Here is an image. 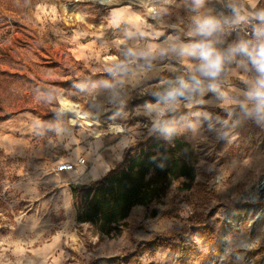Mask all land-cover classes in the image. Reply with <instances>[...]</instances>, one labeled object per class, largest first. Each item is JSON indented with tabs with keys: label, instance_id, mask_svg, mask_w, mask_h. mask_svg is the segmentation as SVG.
<instances>
[{
	"label": "rangeland",
	"instance_id": "1",
	"mask_svg": "<svg viewBox=\"0 0 264 264\" xmlns=\"http://www.w3.org/2000/svg\"><path fill=\"white\" fill-rule=\"evenodd\" d=\"M126 10L144 21L146 35L117 26ZM219 12L193 0H0V264H264V191L257 194L264 134L243 137L238 121L197 100L188 74L158 78L157 61L129 49L133 32L144 42L194 34L210 42L213 33H197L195 19ZM77 33L86 44L100 39L99 59L74 58ZM143 68H151L149 84L125 83ZM66 101L103 127L72 125L61 115ZM147 106L161 113L146 115ZM115 123L125 132L109 133ZM80 129L129 139L124 160L179 141L180 153L192 154L195 179L174 181L160 201L135 207L118 231L103 235L80 221L95 195L84 187L93 182L71 179L75 166L56 173L74 165L61 131Z\"/></svg>",
	"mask_w": 264,
	"mask_h": 264
},
{
	"label": "crops",
	"instance_id": "2",
	"mask_svg": "<svg viewBox=\"0 0 264 264\" xmlns=\"http://www.w3.org/2000/svg\"><path fill=\"white\" fill-rule=\"evenodd\" d=\"M230 7L239 9L238 15L244 19H257V14L264 10V0L204 1L205 11L213 9L224 11ZM118 14L115 17L117 26L124 22L131 31H140L142 35H146L142 19L127 10ZM129 37V49L134 56L154 58L157 61L155 72L158 78L159 76L164 77L166 72H173L179 78L183 76V72L188 74V77L198 84L197 100L204 103L210 113L223 114L227 120L235 119L242 125L240 132L243 137H247L246 133L250 131V136H253L254 133L259 141L260 136L264 134V102H261V98L256 95V92L258 79L262 74L256 66L251 65L242 51L231 44L212 46L216 54L223 57V63L218 74L211 76L204 75L201 71L202 60L199 56L181 54L182 48L200 43L197 41L196 34L188 41L173 36L160 43L144 42L145 40L142 41L136 36V32L131 33ZM84 38L81 33L75 34L72 50L74 58L83 63L99 59L100 39L92 37L89 40L90 43L86 44ZM148 70L150 71L151 68H143L138 71L132 69V72L127 74L125 83L132 86L149 84L151 81ZM143 111L146 115L159 114L161 108L147 106ZM207 113L209 112L207 111ZM81 126L86 127L85 125ZM60 138L63 143H66L67 148L74 150L70 161L74 162L76 168L70 173L71 179L77 183L86 182L85 184L98 182L116 169L115 164L123 162L125 151L130 145L129 139L118 142L113 137H102L100 134L95 138L86 129H80L78 133L61 131Z\"/></svg>",
	"mask_w": 264,
	"mask_h": 264
},
{
	"label": "trees",
	"instance_id": "3",
	"mask_svg": "<svg viewBox=\"0 0 264 264\" xmlns=\"http://www.w3.org/2000/svg\"><path fill=\"white\" fill-rule=\"evenodd\" d=\"M181 142L167 147L159 141L142 149L135 157L126 156L122 165L105 178L85 186L95 193L81 222L96 225L103 235L110 236L125 223L137 206H149L160 201L176 180L195 179L192 154L180 153Z\"/></svg>",
	"mask_w": 264,
	"mask_h": 264
},
{
	"label": "clouds",
	"instance_id": "4",
	"mask_svg": "<svg viewBox=\"0 0 264 264\" xmlns=\"http://www.w3.org/2000/svg\"><path fill=\"white\" fill-rule=\"evenodd\" d=\"M195 8L203 5L204 0H193ZM237 12L238 20H243L244 17L239 16V9H234ZM261 22H264V10L260 11L257 16ZM196 32L203 36H210L220 27V21L214 17H197L195 19ZM255 37L257 43L242 42L239 45V50L248 55L252 63L256 66L258 71L262 74L258 79V90L256 95L264 102V26H258L255 29ZM181 54L184 56H199L202 60L200 69L204 75L215 76L222 68L223 57L216 54L215 49L210 42L197 43L191 46H186L181 49ZM182 86H186L182 82Z\"/></svg>",
	"mask_w": 264,
	"mask_h": 264
},
{
	"label": "built area",
	"instance_id": "5",
	"mask_svg": "<svg viewBox=\"0 0 264 264\" xmlns=\"http://www.w3.org/2000/svg\"><path fill=\"white\" fill-rule=\"evenodd\" d=\"M234 7L227 8V10L221 11L215 17L220 21V27L213 32V37L211 36L209 41L211 45L219 44H231L239 49V45L242 42H251L252 44L257 43V38L255 37V29L258 26H264V22L259 19H243L238 20L237 12L234 11ZM251 65V58L243 53ZM74 170V165L63 164L56 169L57 174L68 173Z\"/></svg>",
	"mask_w": 264,
	"mask_h": 264
},
{
	"label": "bare ground",
	"instance_id": "6",
	"mask_svg": "<svg viewBox=\"0 0 264 264\" xmlns=\"http://www.w3.org/2000/svg\"><path fill=\"white\" fill-rule=\"evenodd\" d=\"M103 3H109L110 0H101ZM62 116H70V122L72 125H85L86 127H91L94 129L102 128V123L88 111H83L81 107L72 102H65L63 110L61 112ZM108 132L111 134L124 133L125 129L120 124H111L107 127ZM96 137L99 136V132L94 133ZM263 193L260 189L257 194Z\"/></svg>",
	"mask_w": 264,
	"mask_h": 264
},
{
	"label": "water",
	"instance_id": "7",
	"mask_svg": "<svg viewBox=\"0 0 264 264\" xmlns=\"http://www.w3.org/2000/svg\"><path fill=\"white\" fill-rule=\"evenodd\" d=\"M260 190L261 191H264V180L261 182V184H260Z\"/></svg>",
	"mask_w": 264,
	"mask_h": 264
}]
</instances>
